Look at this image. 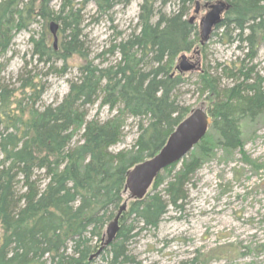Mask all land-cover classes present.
I'll list each match as a JSON object with an SVG mask.
<instances>
[{"label": "trees", "instance_id": "trees-1", "mask_svg": "<svg viewBox=\"0 0 264 264\" xmlns=\"http://www.w3.org/2000/svg\"><path fill=\"white\" fill-rule=\"evenodd\" d=\"M132 1L83 0L76 7L63 0L55 11L52 0H0V58L11 46L12 32L27 30L39 18L48 28L57 23L61 35L56 48L51 34L31 37L39 60L63 62L62 73L69 60L81 61L78 77L55 106H35L40 93L32 82L23 85L22 97H7L9 90L0 87V264H94L90 258L126 199L128 171L157 155L190 114L176 94L185 80L176 61L199 46L197 26L186 18L197 0H177V10L169 15L163 9L173 0H142L137 28L110 47L116 62L103 66L89 59L82 28L86 4L94 2L103 16ZM225 1L231 7L216 30L236 32L252 60L263 41L264 0ZM229 70L238 77L224 90L208 72L201 76L205 88L215 92L206 110L213 120L210 131L216 146L226 151L243 147V120L264 113L257 73L244 64ZM26 90L31 103L24 104ZM99 99L118 110L107 122L87 119L88 108ZM129 117L146 122L139 125L132 151L113 153ZM77 132L81 140L74 145ZM210 143L207 135L196 145L163 191L159 175L144 199L130 203L105 264H141L129 255L128 242L157 229L170 207L183 210L193 175L213 152Z\"/></svg>", "mask_w": 264, "mask_h": 264}, {"label": "rangeland", "instance_id": "rangeland-1", "mask_svg": "<svg viewBox=\"0 0 264 264\" xmlns=\"http://www.w3.org/2000/svg\"><path fill=\"white\" fill-rule=\"evenodd\" d=\"M70 1L79 7L78 4L83 0ZM62 2L52 0L51 8L57 11ZM141 2L133 0L128 6L117 4L103 16L97 14L94 2L86 4L82 11V28L90 60L103 66L116 62L117 56L109 52L110 47L120 39L127 38L137 28ZM205 3L206 0H200V11L197 14L194 3L186 17L188 20L195 18L193 24L197 26L198 33L200 20L207 12ZM177 6V0H173L164 7L163 12L169 15L177 10ZM46 33L51 34L48 24L37 18L27 30L12 32L11 46L0 58V87L9 90L6 96L22 97L23 85L32 82L37 85V92L40 93L35 105L39 109L55 106L62 101L70 89V81L78 77L77 68L81 65L77 58L69 60L65 63L66 72L62 73L63 62L52 64L40 61L31 37L38 40ZM50 37L52 43V34ZM60 38L59 33L58 40ZM237 41L236 32L218 28L203 47H195L194 51L199 50V55L194 51L186 53L189 58L194 56L192 62H199V66L195 71L183 73L184 83L176 92L181 105L191 111L210 109L215 92L205 88L202 74L208 72L221 89L230 88L237 76L230 74L229 67L233 64H244L252 68L257 73L253 77H257L264 87V36L257 56L252 60L246 57L248 52L244 45ZM178 63L179 59L176 65ZM29 91H25L24 104L31 103L27 99ZM117 114V109L111 110L99 99L88 108L87 119L107 122ZM125 120L121 141L111 148L113 153L132 151L139 136V125L146 122V119L133 117ZM243 121L241 149L226 151L219 148L216 146V136L209 129L206 136H210L213 152L203 159L193 175L183 210L175 212L170 207L157 229L143 231L128 242L129 255L138 263L264 264V113L254 121L247 118ZM80 134L76 133L74 145L80 142ZM183 160L176 163L177 166L172 170L166 169L159 174L162 183L159 190H164ZM2 233L0 229L1 237ZM110 249L111 246L106 248L94 260V264H105L107 259H111L108 255Z\"/></svg>", "mask_w": 264, "mask_h": 264}, {"label": "water", "instance_id": "water-1", "mask_svg": "<svg viewBox=\"0 0 264 264\" xmlns=\"http://www.w3.org/2000/svg\"><path fill=\"white\" fill-rule=\"evenodd\" d=\"M199 4L200 2L197 0L195 14L200 11ZM230 7V4L223 0L205 4V8L208 11L200 20L201 46L210 40L214 29L222 22L223 15ZM194 19V17L191 18L190 23H193ZM49 29L53 36L54 47L56 48L59 25L51 22ZM196 54H199V51ZM197 67L198 63H193L186 54H183L176 69L180 73H187L197 70ZM212 122V117L208 115L205 109L198 108L192 110L188 117L170 135L166 145L157 155L128 171L124 187L127 198L121 205L115 218L108 223L100 248L90 259L98 258L104 249L115 241L121 228L120 218L127 210L129 202L132 200H142L147 195L156 177L162 171L182 161L201 142L211 127Z\"/></svg>", "mask_w": 264, "mask_h": 264}]
</instances>
